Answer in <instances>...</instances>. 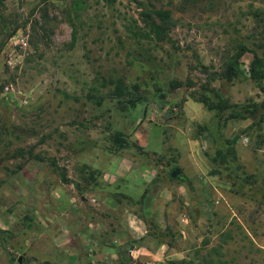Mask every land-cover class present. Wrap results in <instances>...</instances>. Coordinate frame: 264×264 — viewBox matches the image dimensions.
<instances>
[{
    "label": "rangeland",
    "instance_id": "374dc122",
    "mask_svg": "<svg viewBox=\"0 0 264 264\" xmlns=\"http://www.w3.org/2000/svg\"><path fill=\"white\" fill-rule=\"evenodd\" d=\"M156 11L167 12V18L158 20ZM257 42L264 46V0H114L112 7L104 0H0V100L6 106L0 108V218L11 225L0 264L43 262L23 251L29 236L23 224L33 218L23 207L24 168L43 163L46 180L53 182L58 173L83 167L98 147L112 148L114 131L130 136L142 127L149 130L139 135L142 142L157 140L158 162L150 163L166 176L179 168L191 188L180 191L181 198L175 195L162 215L154 207L156 232L170 251L163 264H264V112L228 120L223 130L228 138L238 137L236 163L253 176L251 182L233 178L230 185L208 175L211 165L202 151L211 153L212 145L196 134V126L212 118L200 101L204 93L215 99L207 90L236 104L264 98L245 74L251 54L241 52L243 43ZM125 49L146 72L128 64ZM228 62L244 75L225 79ZM136 76H150L151 88L145 101L129 102L126 87ZM113 86L121 98L97 110L87 96ZM90 140L98 145L90 147ZM142 148L151 155L148 145ZM33 154L42 162L31 159ZM48 188L40 198L50 202ZM29 190L36 197L37 190ZM81 205L95 216L116 217L115 209H94L86 200ZM52 209L54 203L39 211Z\"/></svg>",
    "mask_w": 264,
    "mask_h": 264
},
{
    "label": "crops",
    "instance_id": "0c3cea01",
    "mask_svg": "<svg viewBox=\"0 0 264 264\" xmlns=\"http://www.w3.org/2000/svg\"><path fill=\"white\" fill-rule=\"evenodd\" d=\"M141 129L149 132L143 127ZM118 131L125 133L122 129ZM142 131L134 130L128 138L141 148L148 145L149 151L158 154L157 140L149 138L147 142H142L144 138L139 137ZM94 143L98 145V142ZM99 150L95 157L83 161V167L78 164V173L74 168L66 171V175L63 173L64 181L57 174L58 178L49 183L46 180L48 170L43 163L42 168L33 166L23 169V207L33 215V218H26L23 224V230L29 234L23 241V251L34 253L43 262L60 264H163L164 259H170L167 258L170 251L162 248L163 242L152 246L145 244L144 236H149L146 232L153 231L154 225L156 230L159 229L158 218L154 215L155 206L161 210L158 215H162L165 205L175 195L181 198L180 191L188 194V174H183L186 177V185H183L168 180L162 165L159 167L163 169V174L150 163L151 160L147 166H136L130 159ZM30 187L37 190L34 198H30ZM46 187H49L50 202L41 199ZM76 197L80 200L78 206L74 202ZM85 200L92 207L97 204L98 207L103 205L115 209L116 217L107 219L104 215L100 217L98 212L95 216L81 205ZM53 203L56 211H39L40 207L46 208ZM9 223L0 218V229L10 231ZM2 244L0 239V246Z\"/></svg>",
    "mask_w": 264,
    "mask_h": 264
},
{
    "label": "trees",
    "instance_id": "16d2710c",
    "mask_svg": "<svg viewBox=\"0 0 264 264\" xmlns=\"http://www.w3.org/2000/svg\"><path fill=\"white\" fill-rule=\"evenodd\" d=\"M109 7H112L114 0H104ZM155 18L158 20H162L167 18V12H154ZM144 17L148 19L151 25L157 27L151 15L148 13L144 14ZM241 52H248L251 54V58L247 63L246 69V77H248L255 85V87L263 94L264 96V46L261 43H252L247 44L243 43ZM125 55L128 60V64L132 65L134 68H137L139 71L146 72L147 68L144 64L135 59L132 56V53L129 49H125ZM236 75H244L243 70L235 63L228 62L225 66L223 76L225 79L230 80L232 77ZM151 78L148 76L146 79L136 76L135 78H130L128 82V86L126 87L128 101L129 102H141L145 101L147 97V89L151 86ZM154 86V82H152ZM147 88V89H146ZM157 89V88H156ZM211 91L215 97L212 99L208 96L207 93L202 94L200 101L204 105L205 109L208 111H212V118L209 122L205 124H198L196 126V134L198 136L199 141H205L212 145V152L208 153L205 150L202 151V154L205 156L207 161L210 163L211 168L208 171V175H218L224 178L226 181H229L230 185L233 184L232 179H240L243 178L246 182L253 181V176L251 174H247L245 171L240 169L239 164L236 163V158L234 154V144L237 140V136L233 135L228 138L224 136L223 130L225 128L226 122L228 120H239L247 117H254L259 111L264 112V98L259 102H245L241 104L229 103L226 101L217 91L214 89L207 90ZM122 96L121 90L118 86H113L110 90H108L105 94L99 95H88L87 97L92 100L96 109H102L104 105L112 104L118 101ZM0 100V108L6 109V106L1 104ZM227 111L225 116H222L223 113ZM257 121H263L261 116L258 117ZM142 120H138L137 124L141 123ZM140 125V124H139ZM142 131V130H140ZM207 134V138L204 136ZM209 137V138H208ZM90 147H94V141H89ZM202 145V144H201ZM103 153L108 155H119L121 157H125L130 159L131 163L136 166H147L149 160H153L154 162H158L156 159V155L154 152L149 155L147 150L141 148L136 143L131 141L128 136L120 131L113 132V144L111 147H101L99 148ZM13 155L10 156V159H13ZM34 161L42 162L43 158L39 155H32ZM218 163L223 164V168H219ZM51 165L57 169V166L54 161L51 162ZM218 167V168H217ZM19 168V165L16 166ZM174 168V167H172ZM228 169V171H226ZM171 170V169H170ZM167 172V179L172 181H177L181 184H185L186 177L183 174L178 175L175 178H170L169 172ZM61 181H64L63 173H58ZM232 174V175H231ZM77 187V186H76ZM78 189V188H77ZM189 189H191L189 187ZM144 193V192H143ZM141 194L143 196L144 194ZM190 213V212H189ZM192 213V212H191ZM190 213V215H191ZM155 229L152 232H146L151 239L154 241L155 245H160L162 240V232H156V225L153 226ZM168 229V228H166ZM165 229V230H166ZM166 232V231H165ZM9 232L7 230L0 229V239L2 241L6 240ZM160 239V240H159ZM170 246V244H167ZM19 262V258L16 259ZM18 264V263H16ZM42 264H50L49 262H43Z\"/></svg>",
    "mask_w": 264,
    "mask_h": 264
},
{
    "label": "water",
    "instance_id": "95a60500",
    "mask_svg": "<svg viewBox=\"0 0 264 264\" xmlns=\"http://www.w3.org/2000/svg\"><path fill=\"white\" fill-rule=\"evenodd\" d=\"M164 115H165V116H168L169 113H168V112H165ZM178 175H179V168H177V167L172 168V169L170 170V172H169V176H170V178H175V177H177Z\"/></svg>",
    "mask_w": 264,
    "mask_h": 264
},
{
    "label": "flooded vegetation",
    "instance_id": "af4514ba",
    "mask_svg": "<svg viewBox=\"0 0 264 264\" xmlns=\"http://www.w3.org/2000/svg\"><path fill=\"white\" fill-rule=\"evenodd\" d=\"M172 169V168H171Z\"/></svg>",
    "mask_w": 264,
    "mask_h": 264
}]
</instances>
